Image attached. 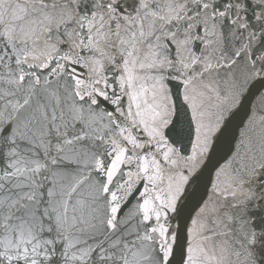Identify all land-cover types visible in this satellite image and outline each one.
Listing matches in <instances>:
<instances>
[{"label": "snow or ice", "instance_id": "obj_1", "mask_svg": "<svg viewBox=\"0 0 264 264\" xmlns=\"http://www.w3.org/2000/svg\"><path fill=\"white\" fill-rule=\"evenodd\" d=\"M0 264H264V0H0Z\"/></svg>", "mask_w": 264, "mask_h": 264}]
</instances>
